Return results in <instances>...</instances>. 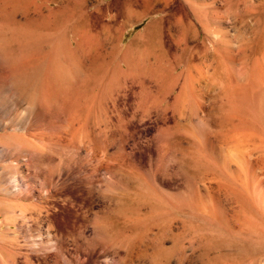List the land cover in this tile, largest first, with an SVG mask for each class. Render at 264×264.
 Returning a JSON list of instances; mask_svg holds the SVG:
<instances>
[{
  "label": "rangeland",
  "instance_id": "374dc122",
  "mask_svg": "<svg viewBox=\"0 0 264 264\" xmlns=\"http://www.w3.org/2000/svg\"><path fill=\"white\" fill-rule=\"evenodd\" d=\"M0 11L7 12L4 13L7 21L11 18L8 17L11 16L8 11L14 13L18 11V15L12 13L15 15H12L13 18L17 17L18 20L22 18L27 22L24 19L27 14L29 16L27 19H33L32 26L37 25V29L27 27L30 31L26 32L25 25H22L23 29L22 23L17 24L22 21L17 22L12 18L9 22L15 20L17 27L21 26L20 30L12 27L14 33L21 31L23 35L29 34L28 37L26 35L27 39L21 33H18L21 39L15 38L16 34L8 38L7 36L13 33L9 27L16 24L14 22L10 24L1 18L4 14L0 16L1 23L5 22L3 25L0 23V27L7 26L9 29V31L2 29L4 35L5 32L8 33L5 39L7 37L9 40L10 38L17 40L14 44L15 40L12 42L13 50L7 53L10 55L15 51L14 56L10 55L12 57L10 58L7 55V58L4 56L5 59H2L4 62L5 60L11 62V59L16 57L14 58L16 61H12L18 64L19 66H16L20 69H14V65L13 67L9 65L13 62L6 66H11L15 71L20 70L14 72L19 73L17 79L23 80L21 82L27 81L33 85L34 82L38 83L41 90L46 88L45 82H49L50 88L52 85L55 86L51 84L53 80H55L53 83L60 81L62 75L60 78L51 79V83L48 77L56 72L50 73L48 70L50 65L54 68L53 57L57 58L58 54L53 57L46 55L47 58L44 56L52 51L49 50L50 46L60 42L63 37L65 40L66 37L69 38L70 41L66 40L64 43L71 42L72 46L77 48V52L80 49L82 52L89 49L87 50L89 56L85 51L82 55L86 56L81 59V52L78 54L70 47L72 51L75 50L76 57L81 56L77 59L86 61L89 67L87 70L89 73L84 72L85 63L81 69V62H76L79 72H82L80 80H83L85 74L89 75H86L84 80L90 76L83 80V83L77 79L80 76L78 70H74L77 59L74 56L73 60L72 55L75 54L69 55L71 52L69 50L67 59L60 53L64 60L59 55V59L64 61H61L62 63L66 64L70 60L67 66L72 64L70 66L73 67L72 73L76 71L79 74L78 77L76 75V81H79L78 84L81 83L79 86L84 85L81 87L77 85L79 87L75 88L79 89L77 91L71 88L77 95L68 87L76 81L67 83L69 80L66 81L65 71L63 77L66 79L63 78V83H66L64 86L68 85L69 91H72L71 95L67 89L65 92L62 89L64 93L61 92L62 99L58 96L61 88L58 87L59 82L54 93L53 88L52 93L50 89L45 90L49 91L46 95L49 93L52 95V98L49 96L51 98L49 100L53 99L51 104L52 106L55 104L54 110L56 108L59 111L62 107L60 114L68 112L61 114V118L58 117L60 115L55 116L57 121H60L58 119L60 118L63 122L62 119L65 118V124L69 126L73 124L77 130L74 132L75 136L71 134L73 126L72 129L69 126L61 128L56 124V128H61L62 133L65 131L64 134L70 133L73 136L67 135L66 138L64 135L58 136L61 130L55 127L49 129L59 130L57 134L56 131L51 132L52 130H47L48 127L46 129L42 124L40 127L35 123L40 128L33 124L27 129L20 130L27 131V138L21 137V141H27L29 136L35 138L28 139L27 142L34 140V145L32 142L30 146L37 147L36 153L39 151L40 154L37 155L40 156L38 158L35 155L31 159H34L36 164L40 160L41 167L38 168V164L34 162L29 164L30 154L24 157L26 152H12L11 156L10 154L5 158L3 156L4 160L0 158V165L9 164L8 168L19 160V164L14 163L19 170L18 172L15 168V173L20 175L25 183L35 188L33 197H29L15 192L6 185L5 187L4 182L0 181V199L2 197L4 199L0 201V221L2 223L5 217L8 220L6 225L3 222L0 231L5 230V227L13 228V231L7 229L4 231L6 236L2 235L1 231L0 235L4 237L0 236V240L2 237L1 243L5 242L8 246L6 248L12 247V250L16 251L20 249L21 252L17 251L18 264L30 262L23 261L26 260L25 254L31 253L28 250L30 249L28 243L36 239V236H40L38 234L40 232H43L41 235H44L45 242L50 240L46 232L50 230L52 236L56 235L55 238L60 240L57 242L62 244L63 250L67 247L68 251L65 249L66 252L64 250L62 253H65L64 257L69 254L70 258L68 256L63 258L67 264L73 260L76 263L73 261L71 264H78L76 259L80 261L82 259L80 257H84L85 264H264V0H0ZM41 17L44 19L42 23ZM36 19L40 20L37 24L34 22ZM24 22L23 24L29 26V22ZM44 22L54 30L43 26ZM39 23L44 30L39 29L41 28ZM32 31L37 33L36 35L42 34L46 41L49 40L50 46L46 47L47 50L46 44L43 46L45 42L43 38L40 37V40L36 41L35 38L32 39L35 35ZM51 33L55 34L54 38ZM59 35L62 36L61 40ZM84 35L85 38L89 37V41L86 39L89 42L86 48L82 45L86 41L80 40ZM24 40L32 42L42 40L43 44L40 43L39 46H43L44 49L30 41L35 46L31 52L38 50L37 47L42 50H39V54L45 50L43 56L40 54L38 57L42 61L46 58L43 63H46L44 65L48 63V68L43 67L42 61L39 62L42 65L37 63L39 58L36 60L37 54L34 52L35 56L33 54L32 56L35 63L39 64V67L41 65V68L36 67L34 59L29 54L30 42L26 46ZM50 41H53V44ZM77 43L80 45L77 46ZM24 49L28 51L26 59L27 56L31 57L32 61L27 60H30L34 67L24 58L26 54ZM48 58L53 59L49 60L50 64L46 61ZM21 60H26L28 65L24 61L26 66L22 68L21 64L24 63ZM2 62L0 69H4L6 63L3 62L1 65ZM29 63L30 69L33 68L31 71L24 68H28ZM23 70H27L24 71L25 74ZM41 70L44 75L46 73L50 75H46L47 78L42 77ZM69 73L68 79L71 77ZM72 73L70 75H73ZM30 75L35 79L39 78L38 82L33 78L32 82ZM73 76L75 78V75ZM61 84L62 82L60 86ZM85 84L87 89L83 91L85 93L83 95ZM33 85L29 88L36 93L38 86L35 85L33 88ZM55 93L57 96L53 95ZM65 94L71 96L70 99L75 94L74 97H77L72 98L71 102L76 105L83 101L84 104L80 107L84 106L78 110L69 102L72 107L66 108L69 103L63 107L67 103L64 102ZM78 98L82 100L73 101L79 100ZM55 100L56 102L59 100L58 104ZM62 101L64 104L63 106L60 104V107L59 103ZM70 108L77 109V112L75 111L77 116L74 111L70 112ZM57 111L54 114H59ZM69 113L76 117L72 118V115L74 121L71 124V120H67L68 116L70 117ZM53 119L56 121L55 117ZM41 128L44 129L39 130ZM69 129L72 132H69ZM42 131L45 133H42L43 137L40 134ZM49 131L53 133V139L52 137L49 139L50 144L59 137L62 138L58 139L61 142L65 137V142L62 145L60 141L55 142L60 147L51 146L47 138L51 135ZM26 133H22L23 136ZM35 133L40 136L37 138ZM71 137L74 141L70 139ZM66 140L71 142L68 143ZM73 142L75 143L71 144ZM65 143L69 146L66 147ZM27 145L29 146V143ZM75 146L79 149L77 154ZM85 153H89L90 157H86L88 154ZM70 154L75 156L72 157ZM67 158L74 160L64 161ZM22 162H28L27 166L33 165L34 169L31 167L29 169L26 163L23 165ZM54 162L61 166L59 167L61 170L57 165L54 166L59 170L52 168L54 169L52 171L48 167ZM47 163L50 165L47 166ZM14 165L11 168L14 169ZM46 166L51 169L49 172H58V175L53 174L57 179L50 190L41 188V184L48 178ZM37 168L40 170L39 173L35 171ZM36 175H39V178H36ZM10 205L13 209L16 208L18 214H15L16 212L12 214L14 210ZM7 210L9 216L5 215ZM23 229L29 230V233ZM82 230L83 233L88 232L85 234L89 238L83 235ZM90 235L93 237L92 241L94 236L96 239L102 237L109 241L111 254H101L100 247L94 246V241L89 240ZM8 237L11 238L10 242ZM68 237L71 239H66ZM78 237L79 241L76 239ZM84 238L85 240L88 238L86 241L91 244H87ZM79 242L89 246H85V249L79 248ZM6 248H0L1 255L12 256L13 253L8 252L10 250ZM73 248L79 249L74 252ZM51 249L49 252L52 253L54 249L53 251ZM77 251L80 252L79 255ZM101 255L107 256V259L98 258L102 257ZM67 259L71 261L68 263ZM112 260L116 262L113 263ZM2 263L9 264V262L0 264ZM29 264H35V261ZM36 264L40 262L37 261Z\"/></svg>",
  "mask_w": 264,
  "mask_h": 264
},
{
  "label": "bare ground",
  "instance_id": "6f19581e",
  "mask_svg": "<svg viewBox=\"0 0 264 264\" xmlns=\"http://www.w3.org/2000/svg\"><path fill=\"white\" fill-rule=\"evenodd\" d=\"M10 1H11V0H10ZM3 7H4V6H3ZM0 12H1V11H0ZM2 12H3V11H2ZM2 12H1V13H2ZM8 12L11 13V16L9 15L10 13L7 14V15H9L8 17H11L9 20H11V19L13 18L12 15H14V14H17V15H18V13H19L18 11H17L18 13H17V12L14 13V11H13V12H12V11H8ZM4 13L6 14L7 12L4 11ZM4 13H2L0 16H2ZM12 13H14V14H12ZM5 14H4V16L1 17V18H4V20H5V16H6ZM25 14H26V13H25ZM25 14H24V15H25ZM14 16H15V15H14ZM27 16H28V15L26 14V17H27ZM19 17H20V16H19ZM19 17H18V18H19ZM26 17H25L24 19H26L27 22H24L22 18L20 19L22 22H18V21H20V20L16 19L17 17H14V18L16 19V21L18 20V21H17V22H18V23H17L18 25H20L21 23H22L21 26H22V25H25V26H24V28H26L25 30H27V27L29 28V27L32 26V24H33V23H32L33 21H31V20H33V19L30 20V19H27V18H29V16H28L27 18H26ZM30 17H31V16H30ZM1 18H0V20H2ZM14 18H13V19H14ZM37 18H38V17H37ZM40 19H42V21H41V23H42L44 19H43L42 17H41ZM4 20H3V21H4ZM9 20L7 21V19H6L5 21L9 22ZM26 20H25V21H26ZM28 20H30V22H29ZM16 21L14 20V21H10V22H12V23L14 22V23H15ZM37 21L40 22V20H38V19L34 20V22H35L36 24H37ZM10 22H9V23H10ZM23 22H24V23H28V22H29V23H28L29 26L26 25V24H23ZM0 23H1V21H0ZM4 23H5V22L1 23V25H3ZM30 23H31V24H30ZM41 23H39L38 25L40 26ZM44 23H45V22H44ZM6 24H7V23H6ZM10 24H11V23H10ZM15 24H16V23H15ZM17 24H16L15 26H12V25H11V27H9V28H11L10 30H12V32H13L12 27H15V28H18V29L21 28V26H20V27H17V26H18ZM36 24H35V25H36ZM45 24H46V23H45ZM45 24H44L43 26H45V27H49L47 24H46V25H45ZM8 25H9V24H8ZM33 25H34V24H33ZM9 26H10V25H9ZM52 26H53V25H52ZM52 26H51V27H52ZM33 27H34V26H32V27H30V28H33ZM36 27H37V25L34 27V29H37ZM40 27H41V28H39V29L44 30V29H42V28H43L42 25H41ZM58 27H61V26H58ZM15 28H14V29H15ZM22 28H23V26H22ZM24 28H23V29H24ZM54 28L57 29L56 26H54ZM2 29L6 31V29H8V28H7V26H6V28H5V26H4L3 28H2V26L0 27V59H1L0 62H1V61L4 62L3 59H5V58H7V57L12 58V57L14 56V52H15V51H14V52L12 51V54L10 53V55H12V57H11L9 54H7V53H8L9 50H10V51L13 50V49H12L13 46H14L13 44L17 41V40H15V38L19 37V36H18V33H21V31L18 32V31L20 30V29H19V30H17L18 33H14V32H15V31H14V32H13L14 34L11 33V34L8 35V33L5 32L6 35H4V34H3L4 32H3ZM34 29H31V30L34 31ZM46 29H47V28H46ZM49 29H51V28L49 27ZM64 29H65V28H64ZM15 30H16V29H15ZM28 30L30 31V29H28ZM28 30H27L26 32H29ZM51 30H54V29L52 28ZM57 30H60V28L57 29ZM57 30H56V31H57ZM62 30H63V29H62ZM8 31H9V29H8ZM8 31H7V32H8ZM33 31H32V32H33ZM35 31H36V30H35ZM35 31H34V32H35ZM38 31H39V30H38ZM48 31H50V30H48ZM64 31H65V30H64ZM2 32H3V33H2ZM22 32H23V31H22ZM24 32H25V31H24ZM34 32H33V34H35ZM39 32H40V31H39ZM39 32H38V33H39ZM9 33H10V32H9ZM40 33H41V32H40ZM52 33H53V32H52ZM52 33H51V35H53V38H54V35H55V34H52ZM62 33H64V32L62 31ZM62 33H60V34L62 35ZM15 34H16L17 36H16ZM21 34H22V36H24V38H26V35H27V37H28V34H29V33H28V34L25 33V35H23L24 33H21ZM21 34H20V36H21ZM36 34H37V33H36ZM36 34H35V35H36ZM43 34H46V33H43ZM49 34H50V33H49ZM57 34H59V33H57ZM64 34H66V33H64ZM64 34H63V36H65ZM82 34H84V33H82ZM7 35H8V36H7ZM10 35H11V36H12V35H13V36H16L15 38L13 37L15 41H14L13 39H11L12 37H11ZM35 35H34V37H33V36H32V33H31V35H29V36H30V37L32 36V39L35 38V41H36V40H40V37L43 38L42 40L45 41L44 44H43L42 40L39 41V42H35V41L33 40V42H35V43H33L31 40H30V41H31L35 46H39V45H41V44H43V46H45V44H46V46H45V50H47L46 47H47V46H48V47L50 46V45H49V44H50V43H49V40H47V41H48V42H47V41L44 39V37H42V34H39L40 36H39V35H36V36L39 37V38L37 37V39H36ZM61 35H59V36H61ZM87 35H88V34H87ZM5 36H7L8 38L11 37V38H10L11 43L8 44V42H10V40L6 37V39L8 40V41H7V40L5 39ZM57 36H58V35H57ZM57 36H56V38L58 39L59 37H57ZM81 36H82V35H81ZM30 37H29V39H30ZM85 37H86V36L84 35V36H83V39H80V40H83L82 42L86 41L87 43L84 42V44H82V42H81L80 40H79V41L81 42L80 44H82L83 46L85 45V48H86L87 46H89V45H88V43H89V42H88V41H89L88 38H89V37H88V38H85ZM19 38H20V37H19ZM61 38H62V36L60 37L59 40H61ZM67 38H68V37H66V40H67V41H70L69 38H68V39H67ZM79 38H81V37H79ZM20 39H21V38H20ZM22 39H23V38H22ZM26 39H27V38H26ZM26 39H25V40H26ZM57 39H56V40H57ZM63 39H64V37H63ZM63 39H62V40H63ZM86 39H87L88 41H87ZM18 40H19V39H18ZM25 40H24V42H26V46L29 45V44H27V43H29L30 41H25ZM62 40H61L60 42H59V41H58V42H55L54 44L52 43L53 41H52V42L50 41V42L53 44V46H52V45L50 46V48L52 47V49L49 48L50 51L52 50V51H51L52 53H51V52H48V54L46 53L45 56H44V57L47 58V56L53 57L54 55L57 56V54H58L57 58L54 56V57H53L54 60L52 59L53 61H55V63L52 64V65L54 66V68L51 67V65H50V69H49V70L46 69V70L50 71V73H51L52 71H56V72L54 73V75H56V76H54V75L51 74L52 77H50L51 75H50V73H48V74L50 75V76H48L49 79H50V83H51V81H52L54 78H55V79H56V78H60V76L62 75V76H61V77H62V78H61L62 80L60 79V81H56V82H54V83H53V81H55V80L52 81L51 84H55L54 87H52V86H53V85H52L50 88H48V83H49V82H48V83L45 82L46 85H45L44 83H43V85H45L46 88H45V89H44V88H41V90H40V89H39L40 86L37 85L38 83L36 84V83L34 82L35 80H36V82H38L37 79H39V78H36V79H35V78L33 77V76H34L33 74L36 72V70H39V69H37V68L39 67L38 65L41 64V63H39V62L42 61V60H40V58H39V57H40V54H41V52H40V54H39V50H40V49H44L43 46H39L40 49L37 47L36 49H38V50L34 51V52H36L35 55L37 54V56H35V55L33 54L34 52H31V49H32V48H35V46H34L33 44H31V42H30V47H31V48L28 47V49H30V50H29V51H30L29 54H31L30 56H32V54H33V55L35 56L36 60H37V57L39 56V57H38L39 60H37V63H39V64H36V63H35V58H33V56H32V58L34 59L33 63H35V64L37 65V66H36V65L34 64L37 68H36L35 72H34L33 74H31V75H33V76L31 77V75H30L31 79H32V78L34 79V81H33V79H32V82H34V85L31 84V83H28L27 81H26V83H27V84H26V83H24V82H21V81H23V80H21V79H20V80L17 79L19 73L17 74V73H15V72H16V71L19 72L20 70H17V69H20V68H17L19 65L16 64V63H14V62L16 61V60L14 61V58H16V57H14L13 59H11V62L14 61V62H13L14 64H13V63H12V64H9V65H11V66L14 65L15 67H13V66H12V67H13L14 69L17 68L16 71H15L11 66H6V65H8V63L10 62V60H9V61H8V60H7V61L5 60V62H6L7 64L4 62V63H5V65H4V69H0V70H1V71H0V129L2 130V132H0V158H1V159L4 160V158H5L6 155L10 154V156H11V153H12V152H15V153H16L17 151H18V152H24V153L26 152V154H25L24 157H26L27 154H30V157H29L30 159H31V157L37 155L38 153L40 154L39 151H38V153H36V150L38 149L37 147H34V148H33L32 146H30V144L32 145V142H33V145H34V140L31 141V140H32L31 138H34V137H30V136L28 135V136H29L28 139H31V140H30L31 142H30V141L27 142L28 139H27V141H26V140H23L24 142L21 141V140H22L21 137L24 138V139L27 138V133H26L27 131H26V132H22V131H20V130H22V129H27V128H29V127H30L31 125H33V124L37 126V124H35V123H38L39 126H40V124H42L43 126L46 127V129H47V127H48L47 130H50V131H51L52 129H54V127L56 128L57 125H58V126L60 125L61 128H66L67 126H69V125L65 124L66 121L64 122V119H65L64 116H63L64 119H62L63 122H64V124H63V122H62L61 119H60L62 113L60 114L59 112H60L61 110H63V108L61 107V105L64 104V102H67V103L64 104V106L62 105L63 107H65L66 104H68L69 102H70V103H73V102H71V101H72L71 99L77 97V96L74 97V95L76 94L75 91L79 90V89L76 90L75 88H79V87H81V86H84V85L79 86V84L83 83L84 78L87 77L89 74H85V77H83V80H82V81L80 80V79H82V77H81V73H82V72H79V66H78V63H77V66H76V62L80 61V59L78 60L77 58H80L81 56L78 55L79 57H76L77 54H75V53L77 52V50H76L77 48H76V47L74 48V46H72V43H71V42H68V43L66 42V44H65L64 42H65L66 40H65V39H64L63 41H62ZM13 41H14V42H13ZM19 41H20V40H19ZM19 41L17 42V44H19ZM12 42H13V44H12ZM46 42H47V43H46ZM77 42H78V40H77ZM38 43H39V44H38ZM40 43H41V44H40ZM48 43H49V44H48ZM70 43H71V44H70ZM85 43H86V44H85ZM11 44H12V45H11ZM20 44H21V46H22V40H21V43H20ZM47 44H48V45H47ZM69 44H70V45H69ZM78 44H79V43H77V46H78ZM80 44H79V45H80ZM9 45L12 46V47H9ZM23 45H25V43H24ZM31 45H33V46H31ZM21 46H20V47H21ZM26 46H25V49H26ZM23 47H24V46H23ZM41 47H42V48H41ZM48 47H47V48H48ZM70 47H73V48L76 50V52H75V50L72 51ZM80 47H81V46H80ZM9 48H10V49H9ZM78 48H79V47H78ZM21 49L23 50V48H21ZM25 49H24V51H26V54H25L24 58L26 59V55H27L28 51L25 50ZM33 50H34V49H33ZM45 50H43V51L46 52ZM49 50H48V51H49ZM69 50L71 51L69 55H71V54H75V55H72V58L75 56L76 59H77V61H75V66H74V65H73V66H74V70H78V73H80V76H79L80 78L78 77L79 74H78L76 71H75V73H77V74H75V73L73 74V73H72V72H73V71H72V70H73V69H72L73 67H70V66H72V64L69 65V66H67V65H68L67 62H69L70 60L67 61L66 64L61 62V61L64 60V59L61 57V54L64 55V58H65V57L67 58ZM87 50L89 51L88 48H87ZM87 50H85V51L87 52L86 54L88 55L89 53H88ZM10 51H9V52H10ZM37 51H38V53H37ZM40 51H42V50H40ZM82 51H83V50L80 49V51L78 50L77 53L79 54V52H81L80 54L82 55L83 53H85V51H84V52H82ZM44 52H43V53H44ZM73 52H74V53H73ZM43 53L41 54L42 56H43ZM60 53H61V54H60ZM49 54H50V55H49ZM51 54H52V55H51ZM86 54H85V56H86ZM7 55H9V56H7ZM46 55H47V56H46ZM59 55H60V57H61L63 60H62V59H59ZM63 55H62V56H63ZM83 55H84V54H83ZM83 55H82L81 59H82L83 57L85 58V56H83ZM4 56H5V58H4ZM6 56H7V57H6ZM30 56H29V57H30ZM42 56H41V58H42ZM88 56H89V55H88ZM88 56H87V57H88ZM2 58H3V59H2ZM20 58H21V57H20ZM24 58H22V59H24ZM46 58H44V60H45ZM8 59H9V58H8ZM17 59H18V58H17ZM27 59H31V57L28 58V56H27ZM27 59H26V60H27ZM33 59H31V61H32ZM42 59H43V58H42ZM67 59H68V58H67ZM12 60H13V61H12ZM26 60H21V61L24 63V64H21V65H22V68H23V66L28 65V62L30 61V60H29V61L27 60V61H28V62H27ZM44 60L42 61V63L44 62ZM49 60L52 61L51 58H50V59L48 58V60H46V61H49ZM73 60H74V58H73ZM17 61H20V60H17ZM24 61L27 62L26 65H25V62H24ZM31 61H30V62H31ZM50 61H49V64H50ZM65 61H66V59H65ZM3 62L1 63V65H3ZM11 62H10V63H11ZM22 62H21V63H22ZM63 62H64V61H63ZM71 62H73V61H71ZM80 62H81V64H82V65L80 64L81 69H82V66H83V64H84L86 61H85V62L80 61ZM19 63H20V62H19ZM31 63H32V62H31ZM33 63L31 64V66H33ZM51 63H52V62H51ZM44 64H46V63H43V67H45V66L48 65V63H47V65H44ZM54 64H55V65H54ZM64 64H65V65H64ZM69 64H70V62H69ZM97 64H98V63H97ZM16 65H18V66H16ZM41 65H42V64H41ZM41 65H40L39 68H41ZM102 65H103V64H102ZM137 65H138V64H137ZM85 66H86V71H85V69H83L84 72L89 73V71H87V70H89V67H87L88 65H86V63H85ZM1 67H2V66H1ZM33 67H34V66H33ZM68 67H70V70H71V69H72V70L70 71ZM75 67H76V68L78 67V69H75ZM2 68H3V67H2ZM24 68H26L28 71H31V69H33L32 67H31V69H30V63H29V67H28L30 70H29L27 67H24ZM47 68H48V66H47ZM84 68H85V67H84ZM87 68H88V69H87ZM51 69H52V70H51ZM81 69H80V70H81ZM21 70H22V69H21ZM27 70H23V74H25L24 71H27ZM43 70H45V69H43ZM43 70H41V73H43V74H41V75H43L42 77H45V76L48 75V74L46 73V74L44 75ZM83 70H81V71H83ZM14 71H15V72H14ZM48 71H47V72H48ZM64 71H65V74L67 75V80H66V81L69 80L67 83L71 82L72 80H74V82H75V81H76V75H77V77H78L77 79H78L79 81H81V83L78 84L79 81H78V82L76 81L77 84H76V83H75V84L73 83V84L76 85V86L78 85L79 87H78V86H77V87H76V86L74 87L73 84H70V83H69V84L72 85V86H70V85H69V86H68V85L64 86V85L66 84V83H65V84L63 83V82H64V81H63V80H64L63 78L66 79V77H63V72H64ZM68 71H69L70 73H69ZM32 72H33V71H32ZM39 72H40V71H39ZM45 72H46V71H45ZM66 72H68V73H69V76H71L72 78H74L73 75H75V78H74V79H71V77H70V78L68 79V73H66ZM84 72H83V74H84ZM20 73H21L20 75H21V77H22V71H21ZM28 73H29V72H28ZM28 73H27V74H28ZM56 73H57V74H56ZM71 73H72L73 75H70ZM29 74H30V73H29ZM39 74H40V73H39ZM65 74H64V76H66ZM109 74H110V73H109ZM20 75H19V76H20ZM36 75H37V73H36ZM36 75H35V77H36ZM41 75H40V76H41ZM57 75H58V76H57ZM86 75H87V76H86ZM106 75H107V74H106ZM53 76H54V77H53ZM82 76H83V75H82ZM27 77H28V76H27ZM38 77H39V76H38ZM89 77H90V76H89ZM89 77H88V78H89ZM258 77H259V76H258ZM23 78H24V76H23ZM46 78H47V76H46ZM88 78H86V79H88ZM101 78H102V77H101ZM116 78H117V77H116ZM31 79L29 80V82H31ZM44 79H45V78H44ZM51 79H52V80H51ZM70 79H71V80H70ZM86 79H85V80H86ZM41 80H42V81H41ZM41 80H39V83H40V81H41V83L43 82V78H42ZM45 80H46V79H45ZM45 80H44V81H45ZM85 80H84V81H85ZM24 81H25V80H24ZM46 81H47V80H46ZM103 81H104V79H103ZM58 82H59V83H58ZM61 82H62L61 85L64 86V88H62V86H60V83H61ZM22 83H24V85H23ZM57 83H58V87H59V88L61 87V88H60V91L57 89V90L60 92V94H59V92H57V91L55 90V91L57 92V94H59L58 96H60V95L63 96V95L61 94V92H62V93H63V91L65 92V91H66L65 89H67V92H68V91H69L68 87H69L70 90H72L75 94L72 96L71 99H70L71 96H68V94H67V95L65 94V95H64V102L62 101L61 103H59V106H60L62 109L59 107L60 110L57 111V109L55 108V110H56L59 114H54V112H56V111L53 109V107H55V106H54L55 104L52 106L51 103H53V99H52V101L49 100V99L52 98V97H51L52 95L49 93L50 95L47 94V95H48V96H47L46 93L49 92V91H48L49 89H50V91H51L52 88H53L52 91H53V93H54V89H56L55 87H57ZM246 83H247V82H246ZM28 84H29V85H30V84L33 85V88L35 87V85H37L38 87H37V86H36V87H37L38 89L35 88L37 92L35 93V91L33 92V90H31V89L29 88L31 85H30L29 87H28V86H25V85H28ZM86 84H87V82H86ZM86 84H85V85H86ZM250 84H251V83H250ZM40 85H42V84H40ZM24 86H25V87H24ZM49 86H50V85H49ZM67 86H68V87H67ZM26 87L29 88L31 91H30V90L28 91ZM58 87H57V88H58ZM66 87H67V88H66ZM72 87H73V89H74L75 91H74L73 89H71ZM86 87H87V85H86L85 87H83L82 92H83V91H86V89H87ZM84 88H85V89H84ZM35 89H34V90H35ZM43 89H44V91H42ZM46 89H48L47 92L45 91ZM62 89H63V91H62ZM81 89H82V88H81ZM38 90H39V92H38ZM40 91H41V92H40ZM52 91H51V93H52ZM72 91H71V92H72ZM42 92H44V93H43V94H39V93H42ZM67 92H66V93H67ZM71 92L69 91V94H70V95H71ZM82 92H81V93H82ZM37 93H38V94H37ZM77 93H78V92H77ZM86 93H87V92H86ZM63 94H64V93H63ZM72 94H73V93H72ZM78 94L80 95V93H78ZM82 94L84 95L85 93L83 92ZM87 94H88V93H87ZM53 95H56V93L53 94ZM76 95H77V94H76ZM49 96H50L51 98H50ZM56 96H57V95H56ZM56 96H54L55 99H56ZM61 96H60V97H61ZM80 96H82V95H80ZM86 96H87V95H86ZM58 98H59V97H58ZM85 98H86V97H85ZM61 99H62V97H61ZM61 99H59V100L61 101ZM69 99H70V100H69ZM76 99H77V98H76ZM76 99L73 100V101L76 102V101H81V100H82V99H80V98H78L79 100H76ZM83 99H84V97H83ZM87 99H88V98H87ZM87 99H86V100H87ZM59 100H57V102H56V100H55L56 104H58V101H59ZM86 100H85V101H86ZM82 102H83V101H82ZM82 102H81L80 104H79V102H78L77 104L75 103L76 105H74V103H73L72 106H73V107L75 106V108H77V109L79 110L81 107L84 106V105H83V106L80 107L81 104H84V102H83V103H82ZM70 103L68 104V106H66V108L70 106ZM89 103H90V102H89ZM60 104H61V105H60ZM77 105H79V106H77ZM87 105H88V104H87ZM72 106H70V107H72ZM76 106H77V107H76ZM88 106H89V105H88ZM144 106H145V105H144ZM56 107H57V105H56ZM79 107H80V108H79ZM57 108H58V107H57ZM75 108H74V109H75ZM70 109H71L70 112H71V111H72V112H73V111L75 112V111L77 110V109H76V110H72V108H70ZM64 110H65V108H64ZM62 112H63V111H62ZM64 112H65V113H64ZM64 112H63L62 115H64V114H68V112H66V111H64ZM76 112H77V111H76ZM76 112H75V114H76V116H77V113H76ZM80 112H81V111H80ZM82 112H83V111H82ZM55 115H56V116H57V115H60V116H58V117H60V118H58V117H57V118H58L62 123H61L60 121H57ZM69 115H70V117L68 116V118H67L68 121H70V120L72 121V118H76L75 115H73L72 113H69ZM72 115H73V117H72ZM90 115H91V114H90ZM81 116H82V115H81ZM81 116H80V117H81ZM53 117H55L56 121L53 119ZM65 117H66V115H65ZM71 117H72V118H71ZM78 117H79V116H78ZM69 118H71V119H69ZM81 119H83V118L81 117ZM77 120H78V118H77ZM68 121H67V123H69ZM71 121H70V124L73 123L74 120H73L72 122H71ZM81 122H82V121H81ZM83 122H84V121H83ZM60 123H61V124H60ZM74 123H76V122H74ZM56 124H57V125H56ZM76 124H77V123H76ZM76 124H75V125H76ZM82 124H83V123H81V126H83ZM61 125H66V126L63 127V126H61ZM39 126H37V128H38ZM43 126H42V127H43ZM72 126H73V124H72ZM72 126L70 125L69 127L71 128ZM34 127H35V126H34ZM40 127H41V126H40ZM40 127H39V128H40ZM49 127H50V128L53 127V128H52V129H49ZM69 127H68V128H69ZM75 127H77V126H75ZM61 128L59 129V127H57L56 129L61 130ZM72 128L74 129V126H73ZM72 128H71V129H72ZM80 128H81V127H80ZM30 129H33V128H30ZM35 129H36V128H35ZM43 129H44V128H43ZM43 129L41 128V129H39V130H43ZM46 129H45V130H46ZM56 129H55L54 131H56ZM71 129H69V132H72ZM75 129H76V128H75ZM75 129L73 130V133H71V134L74 135V136H75V133H74V132L77 131V130H75ZM77 129H78V127H77ZM39 130H38V131H39ZM47 130H46V132H47ZM59 130L56 131V134H57V132H58ZM63 130H65V129H63ZM70 130H71V131H70ZM79 130H81V129H79ZM23 131H25V130H23ZM28 131H29V130H28ZM31 131H32V130H31ZM33 131H35V130H33ZM50 131H49V135L51 134ZM54 131L52 130L51 132H54ZM44 132H45V131H44ZM64 132H65V131H64ZM64 132L62 133V130L59 131V132H58V136H60V135H64V136H66V138H67L68 136H72V135H70V133H69V134H64ZM22 133H23V134L26 133V135H25L26 137L23 136ZM28 133H30V132H28ZM38 133H40V132H38ZM42 133H43V131H42L40 134L42 135ZM77 133H78V132H77ZM30 134H32V133H30ZM35 134L37 135L36 137L38 138V135H39V134H37V133H35ZM35 134H34V135H35ZM43 134H45V133H43ZM54 134H55V133H54ZM59 134H60V135H59ZM67 135H68V136H67ZM39 136H40V135H39ZM43 136H44V135H42V137H43ZM46 136H47V135H46ZM46 136H45V137H46ZM52 136H53V133L50 135V138H49V136H47V138H48V143H49V139H51ZM45 137H44V139H45ZM54 137H55V135H54ZM61 137H63V136H61ZM72 137H73V136H72ZM72 137H71L70 139H71V140L73 139V141H74V138H72ZM39 138H40V137H39ZM57 138H58V137H57ZM59 138H60V137H59ZM59 138H58V139H59ZM66 138L64 137V139H66ZM34 139H35V138H34ZM41 139H43V138H41ZM44 139H43V140H44ZM52 139H53V137H52ZM58 139H56L57 141H56V140H52V143H51V144L49 143V144H50L51 146L55 145L54 147H57V146L60 147V145H58V144L55 143V142H57V143H60V142H61V141L58 140ZM60 139H62V138H60ZM64 139H63V142H65ZM67 140H68V139H67ZM67 140H66V142H68V143L71 142L70 140H69V141H67ZM25 141H26L27 143H26ZM40 141H41V140H40ZM53 141H54L55 144L53 143ZM58 141H60V142H58ZM63 142H61V145H62ZM25 143H26V144H25ZM28 143H29V146L27 145ZM68 143H65L64 145H66V147H67ZM74 143H75V142H73V143H71V144H74ZM35 144L37 145V143H35ZM46 144H47V143H46ZM46 144H45V145H46ZM40 145H41V144H40ZM43 145H44V144H43ZM45 145H44V146H45ZM56 145H57V146H56ZM64 145H63V146H64ZM48 146H49V145H48ZM68 146H69V145H68ZM70 146H73V145H70ZM54 147H52V148H54ZM35 148H37V149H35ZM64 148H65V146H64ZM79 148H80V146H79ZM61 149H62V148H61ZM69 149H70V148H69ZM75 149H76V154H77V153H78L77 150H79V149H78V147L76 148V146H75ZM82 149H83V147H82ZM86 149H87V148H85V150H86ZM13 150H14V151H13ZM65 150H67V149H65ZM71 150H72V149H71ZM80 150H81V149H80ZM87 150H89V149H87ZM41 151H42V150H41ZM74 151H75V150H74ZM81 151H82V150H81ZM44 152H45V151H44ZM79 152H80V151H79ZM84 152H86V151H84ZM84 152H82V153H84ZM88 152H91V151H88ZM72 153H73V151H72ZM13 154H14V153H13ZM19 154H20V153H19ZM19 154H17V155H19ZM21 154H23V153H21ZM21 154H20V155H21ZM43 154H44V153H43ZM53 154H54V153H53ZM85 154H88V156H86V157H88V158L90 157V156H89V153H85ZM15 155H16V154H15ZM15 155H14V157L17 156V155L15 156ZM23 155H24V154H23ZM41 155H42V154H41ZM44 155H45V154H44ZM62 155H64V154H62ZM68 155H69V154H68ZM70 155H71V154H70ZM72 155H74V154H72ZM72 155H71V156H72ZM90 155H91V154H90ZM3 156H4V158H2ZM39 156H40V155H39ZM39 156L37 155L36 157L39 158ZM42 156H43V155H42ZM52 156H54V155H52ZM66 156H67V155H66ZM74 156H75V155H74ZM74 156H72V157H74ZM78 156H79V155H78ZM14 157H13V158H14ZM36 157H35V159H36ZM49 157H50V156H49ZM69 157H70V156H69ZM84 157H85V155H84ZM11 158H12V157H11ZM13 158H12V159H13ZM27 158H28V157H27ZM29 158H28V160H29ZM33 158H34V157H33ZM54 158H55V157H54ZM7 159H9V157H8ZM7 159H6V160H7ZM40 159H41V158H40ZM46 159H47V158H46ZM49 159H50V158H49ZM70 159H71L72 161L74 160L73 158H70ZM70 159L67 158V159L64 160V161H68V162H69ZM86 159H87V158H86ZM6 160H5V161H6ZM33 160H34V159H33ZM33 160L31 159V162H30V160H29V161H28V162H30L29 164H32V162H34ZM71 160H70V161H71ZM76 160H77V159H76ZM80 160H81V159H80ZM7 161H9V160H7ZM12 161H13V160H12ZM15 161H16V160H15ZM18 161H19V160H17L16 162H18ZM35 161H36V160H35ZM49 161H50V160H49ZM82 161H83V160H82ZM10 162H11V161H10ZM16 162H14V163H16ZM28 162H27V163H28ZM36 162H37V161H36ZM43 162H44V160H43ZM47 162H48V161H47ZM83 162H84V161H83ZM12 163H13V162H12ZM14 163H13V165H14ZM23 163H26V162H22V164H23ZM27 163L25 164L26 166H27ZM34 163H35V162H34ZM48 163H49V162H48ZM48 163H47V166L50 165V164H48ZM52 163H53V162H52ZM62 163H63V162H62ZM2 164H3V163H2ZM18 164H19V162H18ZM29 164H28L27 167H29V169H30V167L33 168V165L29 166ZM35 164H36V163H35ZM35 164H34V167H36L37 164H38V165H37L38 168L41 167V166H39V165H40V160H39V163H37L36 165H35ZM41 164H42V160H41ZM45 164H46V163H45ZM58 164H59V163H58ZM65 164H67V162H66ZM70 164H71V163H70ZM7 165H9V164H7ZM7 165H6V166L4 165L5 167L2 166V165H0V172H1V174H2V176L0 177V181L4 182V186L6 185L8 188H12L15 192L21 193L22 195L29 196V197H33L34 189H35L34 186H32V185H30V184H28V183H25L24 180L21 179L22 177L20 178V177H19L20 175H17V174L15 173V172H16V169L18 170V168L15 167L16 164L14 165V169L16 168L15 170H14L13 168H11L13 165H12L11 167H9V168H8ZM23 165H24V164H23ZM52 165L54 166V165H57V164L54 162V164H52ZM52 165H50V166H52ZM60 165H61V163H60ZM17 166L19 167V165H17ZM20 166H21V165H20ZM47 166H46V168H48V167L51 168V169H52V168H55V166H54V167H50V166L47 167ZM43 167H44V166H43ZM59 167H61V166H58V165H57V168H59ZM38 168H37V169H38ZM49 168H48V172H49V170L51 171V169H49ZM57 168H55V170H59V169H60V168H59V169H57ZM19 169H20V168H19ZM23 169H25V167H24ZM33 169H34V168H33ZM40 169H43V168H40ZM44 170H45V169H44ZM53 170H54V169H52V171H53ZM60 170H61V169H60ZM35 171H38V173H39L40 170L38 169V170H35ZM46 171H47V170H46ZM18 172H19V170H18ZM48 172H47V173H48ZM61 172H62V171H61ZM21 173H22V171H21ZM40 173H41V172H40ZM49 173H50V174H49ZM49 173H48L49 175L47 174V177H48V178L45 177V178H47L48 180L46 179L47 181L45 180V182H43V183L41 184V188H42L43 190H45V189L50 190V189L53 188V186L55 185L54 182L56 181L55 179H57V178H54L55 176H53V174L55 175V174L57 173V175H58V172H56V173H54V172H49ZM59 173H60V172H59ZM21 175H23V174H21ZM33 175H34V174H33ZM45 175H46V174H44V176H45ZM57 175H56V176H57ZM31 176H32V175H31ZM38 176H39V175H38ZM38 176L36 175V178H39ZM57 177H59V176H57ZM30 178H31V177H30ZM34 178H35V177H34ZM24 179H26V176L24 177ZM34 180H35V179H34ZM26 181H27V180H26ZM38 181H39V180H38ZM42 181H44V180L42 179ZM42 181H41V182H42ZM2 182H1V183H2ZM27 182H28V181H27ZM5 183H6V184H5ZM37 183H39V182H37ZM57 183H58V181L56 182V184H57ZM2 184H3V183H2ZM4 186H3V187H4ZM6 186H5V187H6ZM1 187H2V186H1ZM5 187H4V188H5ZM97 188H98V187H97ZM2 189H3V188H2ZM12 189H11V190H12ZM0 190H1V189H0ZM4 190H5V189H4ZM7 190L10 191V189H7ZM14 191H13V192H14ZM40 191H41V190H40ZM42 193H43V192H42ZM11 194H12V192H11ZM15 196H16V195H15ZM3 200H4V199H3V197H2V198L0 199V201H3ZM13 203H14V202H13ZM10 204H11V203H10ZM15 204H16V203H15ZM11 205H13V204H11ZM11 205H10V207H11ZM23 205H24V204H23ZM8 206H9V205H8ZM16 206H17V205H16ZM20 206H21V205H20ZM12 207H13V206H12ZM12 207H11V208H12ZM7 208H8V207H7ZM12 209H13V208H12ZM15 209H16V208L13 209L14 211L11 210V211H13L12 214H14V213L16 212ZM8 210H9V209H8ZM8 210H7V212H6L5 215H8V214H7V213H8ZM20 210H21V209H20ZM11 211H10V212H11ZM21 212H22V211H21ZM9 214H11V213H9ZM12 214H11V215H12ZM15 214H18V213L16 212ZM19 214H20V213H19ZM22 214H23V213H22ZM8 216H9V215H8ZM8 216H7V217H8ZM8 219H9V217H8ZM3 222H4L5 225L8 224V220H6V217L4 218ZM3 222L1 223V221H0V227H1V225L3 224ZM23 226H24V225H23ZM25 226H27V225H25ZM14 228H16V227H14ZM17 228H18V227H17ZM21 228H22V226H21ZM24 228H25V227H24ZM27 228H28V227H26V229H27ZM6 229H7L8 231H11L13 228H11V227H5V230H4V229L1 230V231H3V232H2L3 234L1 233L2 235L5 234L4 231L6 232ZM26 229H23V230H26ZM29 229H30V227H29ZM31 229H32V227H31ZM1 231H0V232H1ZM12 231H13V230H12ZM15 231H16V230H15ZM17 231H19V230H17ZM26 231H28V233H29V230H26ZM85 231H86V230H85ZM20 232H21V231H20ZM38 232H40V230H39ZM46 232H47V236H48V238H51V239H50L51 242H50V240H46V242L48 241V242L46 243V242H45V239H44V237H43L44 235H43V236L41 235L43 232L38 233L40 236H36V239H35V238H34L33 240L31 239L32 242H31V243H28L30 249H28V248H27V249L30 250L31 253H28V252L26 251L27 253L25 252V253H26V254H25V253L23 252V254H25V257H26V258H25V257L23 256V257L26 259V260H23V261H27V262L30 261L31 263H32V262L34 263V261H35V264L37 263V261L40 262V264H41V263H43V264H67V263L64 261L63 258H66L69 254H68V255L66 254V255H67L66 257H64L65 253L62 254V253L64 252V250L67 249L66 245L63 244V245H65V247H66V248L63 250L64 247H62V244H61V243H58V242H60V240L57 239V238H55L56 235H54V237H53L52 234L50 233L51 230H50V231H46ZM83 232H84V230H82V233H83ZM11 233H12V232H11ZM21 233H22V232H21ZM24 233H26V232L24 231ZM28 233H27V234H28ZM82 233L80 232V234H81L80 236H81L82 238H83V235L86 236L85 233L88 234V232L83 233V235H82ZM2 235H0V236H2ZM9 235H10V234H9ZM31 235H32V234H31ZM31 235H30V236H31ZM74 235H75V234H74ZM77 235H79V234H76L75 236H77ZM4 236H6V235H4ZM4 236H2V237H4ZM32 236H33V235H32ZM34 236H35V235H34ZM80 236H79V237H80ZM87 236H88V235H87ZM87 236H86V237H87ZM2 237H1V240L3 241ZM27 237H28V236H27ZM38 237H39V238H38ZM79 237L76 238L78 241H79ZM91 237H92V235H90V239H89V240L92 241L93 237H92V238H91ZM52 238H53V240H52ZM73 238H75V237H73ZM88 238H89V236H88ZM88 238H86V240H88ZM98 238H99V237H98ZM8 239H9L8 242H10L11 238L8 237ZM55 239H56V240H55ZM66 239H71V238L68 237V238H66ZM66 239H65V240H66ZM1 240H0V243H1ZM14 240H15V239L13 238V241H12L13 243H14ZM29 240H30V239H29ZM80 240H81V239H80ZM84 240H85V238H84ZM86 240H85V241H86ZM5 241H6V238H5ZM57 241H58V242H57ZM73 241H74V240H73ZM75 241H76V240H75ZM75 241H74V242H75ZM93 241H94V242H93ZM93 241H92V242H93L94 244H93V243H92V244H93L94 246H96V247L99 246V247H100L99 250H101V251H99V252H100L101 254H103V255L111 254V253H109V252H110V249H111V247H109V245H111V244L109 243V241L102 239V237L99 238V239H96L95 236H94V240H93ZM6 242H7V241H6ZM65 242H66V241H65ZM68 242H69V241H68ZM71 242H72V241H71ZM80 242H81V241H80ZM80 242H79V248H83V249H85L86 247L89 246V245H87V244L89 243L88 241H86V242H87L86 245H83L82 243L80 244ZM82 242H83V241H82ZM107 242H108L109 244H108ZM13 243H12V245H13ZM62 243H64V242H62ZM66 243H67V242H66ZM72 243H73V242H72ZM72 243H70V244H72ZM77 243H78V242H77ZM1 244H2V245H1ZM1 244H0V246H2V247H0V248H2V249H3V247H4V249H5L6 247H8V246H6L7 244H6L5 242H3V243H1ZM73 244H74V243H73ZM73 244H72V245H73ZM89 244H91V243H89ZM8 245H10V244L8 243ZM16 245L19 246L20 244H16ZM72 245H71V246H72ZM93 245H91V246H93ZM17 246H16V247H17ZM20 246H21V245H20ZM20 246H19V247H20ZM67 246H68V245H67ZM76 246H78V245H76ZM76 246H75V247H76ZM85 246H86V247H85ZM91 246H90V247H91ZM94 246H93V247H94ZM19 247H18V248H19ZM50 248H52L51 251H53V249H54V251H53L52 253L49 252V251H50V250H49ZM79 248H77V249H79ZM94 248H95V247H94ZM6 249H7V250H10V251H8V252H12L13 255H12V256H11V255H10V256L8 255V256H6V257H3V255H1V253H0V263H1V262H9V264H18V262H19V255H18V252H17V251H20V249H18L17 251H16V250H12V247H11V249H10V248H6ZM77 249H75V250H77ZM91 249H92V247H91ZM97 249H98V248H97ZM73 250H74V248H73ZM75 250H74V252H75ZM80 250H81V249H80ZM88 250H89V248H88ZM92 250H94V249H92ZM108 250H109V251H108ZM111 250H112V249H111ZM5 251H6V250H5ZM67 251H68V249H67ZM69 251H70V250H69ZM89 251H90V250H89ZM2 252H3V251H2ZM20 252H21V251H20ZM65 252H66V250H65ZM74 252H73V253H74ZM77 252H78V251H77ZM86 252H87V251H86ZM86 252H84V253H86ZM94 252H95V251H94ZM99 252L97 251V253H99ZM112 252H113V251H112ZM4 253H5V252H4ZM67 253H68V252H67ZM79 253H80V252H78V255H79ZM81 253H83V252H81ZM10 254H11V253H10ZM70 254H71V252H70ZM91 254H92V253H91ZM91 254H90V256H91ZM112 254H113V253H112ZM75 255H76V254H75ZM78 255H77V256H78ZM80 255H81V254H80ZM83 255H84V254H83ZM99 255H100V254H99ZM62 256H63V257H62ZM72 256H73V255H72ZM72 256H71V259H73ZM96 256H97V255H95V257H96ZM101 256H102V255H101ZM111 256H112V255H111ZM78 257H79V256H78ZM85 257H86V256H85ZM92 257H93V256H92ZM103 257H104V259H105V258L107 259V256H106V257H105V256H102V257H99V256H98V258H103ZM24 258H23V259H24ZM68 258H70V257L68 256ZM80 258H82V259H80V261H78V259H76V256H75L74 259L77 260L78 264H85V263H84L85 261H83V260H84V257H80ZM96 258H97V257H96ZM86 259H88V258H86ZM109 259H110V258H109ZM109 259H108V260H109ZM111 259H114V257H111ZM65 260H66V259H65ZM67 260H68V261H67L68 263H69V261H71V260H69V259H67ZM73 261H74V260H73ZM73 261H71V263H73ZM86 261H87V260H86ZM109 261H111V260H109ZM30 262H28V264H29ZM74 262H75V261H74ZM106 262H107V261H106ZM112 262L114 263V262H116V260H115V261L112 260ZM22 263H23V262H22ZM71 263H69V264H71ZM75 263H76V262H75ZM75 263H74V264H75ZM2 264H3V263H2ZM6 264H8V263H6ZM105 264H106V263H105ZM108 264H109V263H108ZM111 264H112V263H111ZM115 264H116V263H115Z\"/></svg>",
  "mask_w": 264,
  "mask_h": 264
}]
</instances>
